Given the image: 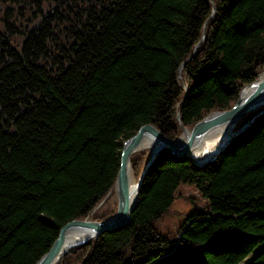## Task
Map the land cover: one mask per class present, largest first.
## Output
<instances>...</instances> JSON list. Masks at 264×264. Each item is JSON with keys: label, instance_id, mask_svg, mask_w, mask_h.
Here are the masks:
<instances>
[{"label": "trees", "instance_id": "1", "mask_svg": "<svg viewBox=\"0 0 264 264\" xmlns=\"http://www.w3.org/2000/svg\"><path fill=\"white\" fill-rule=\"evenodd\" d=\"M263 71L264 0H0V264H35L68 222L113 216L125 140L145 124L177 139ZM233 130L202 166L161 153L131 223L58 264H264V107ZM150 157L131 156L136 181ZM182 183L211 213L170 241L153 222Z\"/></svg>", "mask_w": 264, "mask_h": 264}, {"label": "water", "instance_id": "2", "mask_svg": "<svg viewBox=\"0 0 264 264\" xmlns=\"http://www.w3.org/2000/svg\"><path fill=\"white\" fill-rule=\"evenodd\" d=\"M187 61H185L182 66H184ZM181 69L179 74H181ZM262 107H264V72L260 73L254 82L241 89L238 99L231 109L215 111L197 122L192 129L184 128V132L180 138L183 135H186V141L182 146L178 145V140L180 138L176 140L169 139L153 124H145L140 127L133 136L123 142L120 151L119 170L114 184L118 199L116 213L102 221L86 219L68 222L61 228L59 237L53 243L49 251L46 252L35 264H58L71 249L77 248L92 240V238L89 237L80 242H74L68 245L65 239L66 234L71 230L89 231L94 235V238H97L106 232H114L124 226H128L131 223V215L135 208L145 174L153 161L161 153L168 151L174 156L191 158L196 165H205L216 159L227 148L231 139L222 145L220 149L215 151L213 157L204 161H198L194 157L193 152L201 138L206 136L213 128L225 123H232L234 128L244 116ZM177 118L180 120V113ZM254 121L255 118L251 120L243 130L246 127H249ZM233 128L231 132L236 135L237 132H234ZM147 137L157 144V148L151 150V157L147 162L144 171L137 181L135 188L131 189L129 184L131 156L136 152L143 150L141 144Z\"/></svg>", "mask_w": 264, "mask_h": 264}, {"label": "rangeland", "instance_id": "3", "mask_svg": "<svg viewBox=\"0 0 264 264\" xmlns=\"http://www.w3.org/2000/svg\"><path fill=\"white\" fill-rule=\"evenodd\" d=\"M184 128L182 130V134L184 132ZM187 129H192V128H187ZM234 136H235V133L231 132L229 139H227L226 142L225 140H222L220 144L224 145L225 143H227V141L232 139V137ZM216 148L217 147H215V149ZM145 149H148V148H144L143 150ZM217 150L218 149H216V151ZM103 202L94 211L95 213L99 212L101 208L103 209V207H107L106 203L105 205H102ZM108 202H109V205H112V206L116 205L117 207L118 199H117V194L115 190H114V193L109 197ZM194 213H200L204 215L210 214L211 213L210 203L207 198L201 195V193L199 192V190L196 188L195 185L182 183L179 185V187L175 191V201L173 205L171 206L170 213L154 221L153 226L155 230L157 231V233H159L164 238L169 239L170 241H173L177 238V233H178L180 226L186 221V219L190 215ZM254 255L255 254H252L250 258H252Z\"/></svg>", "mask_w": 264, "mask_h": 264}, {"label": "bare ground", "instance_id": "4", "mask_svg": "<svg viewBox=\"0 0 264 264\" xmlns=\"http://www.w3.org/2000/svg\"><path fill=\"white\" fill-rule=\"evenodd\" d=\"M233 128L232 123H225L213 128L209 133L201 138L199 143L196 145V149L193 152L194 157L198 161H204L214 156L216 149H220L222 145L220 144L222 140L229 139L231 131ZM180 138V137H179ZM170 139V138H169ZM178 139V138H177ZM176 140V139H172ZM186 141V135H183L178 140V145L182 146ZM223 144V143H222ZM215 147H217L215 149ZM141 148H148L149 150L157 148V144L154 143L150 138H145L141 144ZM141 152V151H140ZM137 181L135 180L132 171L130 170L129 184L131 189H134ZM94 238V235L85 230H71L66 234V242L72 244L74 242H80L86 238Z\"/></svg>", "mask_w": 264, "mask_h": 264}]
</instances>
